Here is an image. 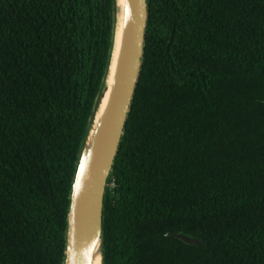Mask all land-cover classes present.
<instances>
[{
    "label": "trees",
    "instance_id": "1",
    "mask_svg": "<svg viewBox=\"0 0 264 264\" xmlns=\"http://www.w3.org/2000/svg\"><path fill=\"white\" fill-rule=\"evenodd\" d=\"M148 7L103 262L264 264V0ZM114 13V0H0V264H63Z\"/></svg>",
    "mask_w": 264,
    "mask_h": 264
},
{
    "label": "water",
    "instance_id": "2",
    "mask_svg": "<svg viewBox=\"0 0 264 264\" xmlns=\"http://www.w3.org/2000/svg\"><path fill=\"white\" fill-rule=\"evenodd\" d=\"M115 3V0H114ZM149 17L148 0H124L120 46L111 72V46L100 94L109 92L100 116L87 129L81 145L69 195L66 219L63 264H92L99 254L103 262V223L106 189L124 135L135 90L142 69L146 29ZM112 73V85L105 83ZM91 121V119H90ZM189 246H200L202 241L182 233L171 234Z\"/></svg>",
    "mask_w": 264,
    "mask_h": 264
},
{
    "label": "bare ground",
    "instance_id": "3",
    "mask_svg": "<svg viewBox=\"0 0 264 264\" xmlns=\"http://www.w3.org/2000/svg\"><path fill=\"white\" fill-rule=\"evenodd\" d=\"M124 6V0H115V3H114V27L116 25V32L113 33V37H112V40L114 42V48L112 49L111 53H112V64H111V72L113 73V69H114V65H115V61H116V58H117V55H118V50H119V46H120V36H121V29H122V8ZM112 73L110 74V76L108 77L106 83H105V89H110L111 88V85H112ZM103 94V93H102ZM100 94L98 99H97V102H96V106H95V109H94V112H93V115H92V118H91V121H90V124L92 123V119L95 117V121H97L103 110H104V107L106 105V102H107V98L109 96V92H107L105 95H104V98H103V95ZM92 264H102V261H101V257L99 254H95L93 256V259H92Z\"/></svg>",
    "mask_w": 264,
    "mask_h": 264
}]
</instances>
